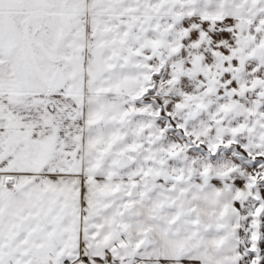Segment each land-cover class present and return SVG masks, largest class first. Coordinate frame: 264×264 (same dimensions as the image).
I'll return each mask as SVG.
<instances>
[{"label": "snow or ice", "instance_id": "1", "mask_svg": "<svg viewBox=\"0 0 264 264\" xmlns=\"http://www.w3.org/2000/svg\"><path fill=\"white\" fill-rule=\"evenodd\" d=\"M0 264H264V0H0Z\"/></svg>", "mask_w": 264, "mask_h": 264}]
</instances>
